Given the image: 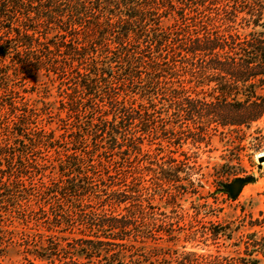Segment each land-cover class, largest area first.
<instances>
[{"label":"trees","instance_id":"16d2710c","mask_svg":"<svg viewBox=\"0 0 264 264\" xmlns=\"http://www.w3.org/2000/svg\"><path fill=\"white\" fill-rule=\"evenodd\" d=\"M262 117L264 0H0V237L22 225V264H161L141 246L173 236L140 229L144 139ZM157 162L162 192L182 182L167 148ZM246 240L239 263L264 264V235Z\"/></svg>","mask_w":264,"mask_h":264},{"label":"rangeland","instance_id":"374dc122","mask_svg":"<svg viewBox=\"0 0 264 264\" xmlns=\"http://www.w3.org/2000/svg\"><path fill=\"white\" fill-rule=\"evenodd\" d=\"M39 80L34 79L33 83L39 84ZM42 86L36 87L41 90ZM159 112L164 111L159 109ZM157 116L164 124L162 116ZM56 119L48 118L53 126ZM182 122L179 125L183 126ZM263 126L264 117L243 131L218 128L217 132L211 131L209 144L193 142V130L189 126L181 131L175 129L178 131L169 147L156 141L149 150V139H144V149L148 151L143 150L139 159L140 229L149 227L154 233L162 228L171 229L173 236L156 233L154 239H142L141 246L145 250L153 249L161 264H177L180 260L177 257L188 252L219 257L222 264H240L239 257H245L246 237L251 233L255 237L264 235V162L258 161L264 150L254 148L252 139ZM166 148L178 158L177 169L183 180L162 192L157 158ZM248 176L255 177V181L245 184L235 198H230L223 185ZM184 184L191 192L184 193L181 186ZM149 193L153 194L151 201L147 200ZM17 227L18 232L12 237H0V264L24 262L21 244L25 237H20L24 229L20 224ZM213 228H225L231 239L224 236L212 239L209 229ZM191 231L197 234L191 237Z\"/></svg>","mask_w":264,"mask_h":264},{"label":"water","instance_id":"95a60500","mask_svg":"<svg viewBox=\"0 0 264 264\" xmlns=\"http://www.w3.org/2000/svg\"><path fill=\"white\" fill-rule=\"evenodd\" d=\"M258 161L260 163L264 162V155H260L258 157ZM255 181V177L248 176L243 178H235L232 182L224 184L223 188L226 190V192L229 194L230 198H235L242 187L247 183H252Z\"/></svg>","mask_w":264,"mask_h":264}]
</instances>
